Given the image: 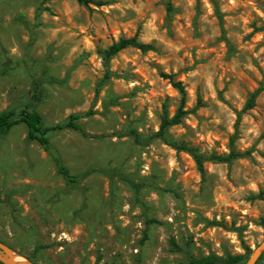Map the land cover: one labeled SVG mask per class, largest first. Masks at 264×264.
<instances>
[{
	"label": "rangeland",
	"instance_id": "rangeland-1",
	"mask_svg": "<svg viewBox=\"0 0 264 264\" xmlns=\"http://www.w3.org/2000/svg\"><path fill=\"white\" fill-rule=\"evenodd\" d=\"M96 1L106 4L0 0V113L10 107L18 113L32 108L46 125L67 123L72 115H79L78 122L89 134L104 135L84 138L69 129L49 134L52 150L73 174L91 168L104 171L88 175L72 188L58 174L52 153L28 139L24 124L0 138V242L31 264H186L189 258L210 254L245 255L246 246L254 250L264 241V184L257 182L264 173L252 170L261 167L254 152L264 159V151L257 147L264 142V69L260 67L264 54L258 59L252 52L264 47V40L251 51L241 45L264 33V16L258 14L264 13V0H238L250 7L229 12L221 10L227 0H216L218 10L207 0L212 10L207 20L212 23L201 19L208 11L204 0ZM125 3L145 7L139 13L118 7ZM245 12L251 13L246 27L252 31L247 34L243 21L230 24L227 19ZM153 16L157 34L163 33L173 45H184L175 56L182 57L185 66L171 71L175 60L168 58L173 53L159 39L146 43L153 44L154 51L128 48L105 65L99 50L121 38L137 36L143 42L141 37L150 32L144 25ZM213 29L217 36H212ZM149 53L167 59L169 71H163L165 65L155 59L145 60ZM233 60L239 68H233ZM249 60L256 73L243 68ZM201 65H215L222 85L217 88L213 80L215 99L235 115L228 151L220 150L221 139H212L211 148L208 139H201L211 117L197 114L216 107L211 97L204 99L203 81L196 89L195 106L179 125L168 129L169 140L207 157L227 156L233 144L237 152L247 153L228 163L207 162L204 176L189 152L159 139L139 146L129 134L134 129L147 139L158 132L163 118L173 108L176 114L181 106L182 94L173 82H180L186 91L190 85L178 77ZM156 76L179 97L153 95L165 87L150 82ZM35 81L40 87L37 98ZM232 86L244 100L239 108L238 101L233 103L235 97L224 99ZM256 91H260L256 105L242 113L237 131L238 113ZM187 103L186 92L185 108ZM190 116H197L196 128L187 122ZM245 116L259 127L260 135L249 136L250 147L241 151L239 141L251 127L243 123ZM177 127L184 132L173 131ZM220 131H225L223 126ZM240 161H247L249 167ZM246 172L256 191L247 188ZM241 188L245 193H240ZM259 264H264V256Z\"/></svg>",
	"mask_w": 264,
	"mask_h": 264
},
{
	"label": "trees",
	"instance_id": "trees-1",
	"mask_svg": "<svg viewBox=\"0 0 264 264\" xmlns=\"http://www.w3.org/2000/svg\"><path fill=\"white\" fill-rule=\"evenodd\" d=\"M80 5L85 7H90L91 5H95L97 7L104 6L106 3L102 1H96V0H76ZM197 2L201 0H196ZM213 5H215L216 9V0H209ZM173 10V7L171 4L168 6V11L171 12ZM261 31H264V27L261 29ZM128 48H135L140 50L141 52H150L155 50V46L153 44H146L141 42L137 36L131 37V38H121L119 41L113 43L109 48L105 50H99V54L101 55L104 64L108 65V63L117 56L120 52L128 49ZM173 82V81H172ZM174 87L182 94V102L181 106L178 109L177 113L170 119L168 115H166L163 118V121L161 123L160 129L158 132L150 136L149 138L145 139L138 131L131 130L130 136L133 138L135 144L139 146H147L154 140H162L167 145H170L171 147L177 149V150H183L189 152L192 157L195 160V163L197 165L198 171L202 176L205 175V164L207 162H223L228 163L235 159L242 158L247 153H239L235 150L234 144L231 146V152L229 155H212L210 157H207L203 154H200L196 149L185 145V144H177L169 140L168 138V129L172 126L179 125L181 123V120L185 117V115L188 113L185 111V100H186V91L183 85L179 83H174ZM34 98L38 97L39 93V83L38 81H35L34 85ZM260 91L254 92L249 100L247 101L244 109L238 113V119H237V131H238V125L241 120V115L243 112L251 110L256 105L257 97L259 96ZM80 119L79 115H72L70 120L67 123H61V124H55V125H46L44 118L42 115L32 108H25L22 109L19 113L17 110L13 107L8 108L7 110L0 113V138L3 136H6L11 132V130L19 125L24 124L28 129V139L31 141L38 142L46 151L52 153L53 160L56 165V169L58 174L63 178L68 188L76 187L79 182L86 178L88 175L97 173V172H104L102 169L97 168H91L82 175H75L71 172L70 168L67 167L64 162L62 161L61 157L58 153L52 150L51 142L49 134L56 131H62L65 129L73 130L75 132H78L83 136L84 138H90V139H99L103 138L104 135H91L89 134L85 128L78 122ZM234 141V138H233ZM249 154V153H248ZM135 188H138V185H134ZM262 226L264 227V220L262 221ZM175 247L177 246L176 243L173 242ZM253 250L251 247L246 246L245 247V255H228L225 258L220 257L215 254H210L208 256L201 257L199 259L197 258H189L187 260L186 264H241L245 260L249 259L252 255ZM264 254L260 257L257 264H259L260 260ZM2 264V263H0Z\"/></svg>",
	"mask_w": 264,
	"mask_h": 264
},
{
	"label": "clouds",
	"instance_id": "clouds-1",
	"mask_svg": "<svg viewBox=\"0 0 264 264\" xmlns=\"http://www.w3.org/2000/svg\"><path fill=\"white\" fill-rule=\"evenodd\" d=\"M118 7L121 8H134L138 13L140 12V9L145 7L144 5H132L131 3H125L122 5H118ZM204 7L208 10L207 14L203 17H201L202 20L212 23L214 21H208L207 17L208 15H211V6L207 3V0H204ZM240 7V8H249L250 5L247 3H240L238 2V0H227V3L224 5V7L221 9L224 12H229L232 11L233 9ZM252 10L255 11V7L251 6ZM259 15L264 16V13H258ZM230 24H238L240 21H243V24L245 25L244 27V34H247L249 32L252 31V29L246 27V25L250 22L251 20V13L250 12H245L242 13L240 16L236 17L235 19L228 17L227 18ZM131 25H129L130 27ZM102 27V25H101ZM146 30H150L149 34L145 37H141V40L145 43L150 42L152 39H159L162 40L163 42L167 43L168 48L171 50V52L173 53L172 56H170L168 59H174L175 60V65L171 68L172 72H177L179 71L181 68H183L184 65V60L182 57H177L175 56V53L179 52L180 49L182 47H184V45H180V46H176L173 45L170 41H165L164 35L163 33L157 34V29L155 27V16H153V18L151 20H149L145 25H144ZM179 31V28L177 29ZM219 33L217 30L213 29L212 32V36H217ZM181 36L184 35L183 32L180 33ZM231 35H236L237 40L241 39L239 34H235V33H231ZM260 40H264V33L262 34H258L253 38V41L248 43V44H244L241 45L242 48L247 49L248 51H251L252 48L255 47L256 42L260 41ZM221 47H223V45H221ZM261 54H264V47H261L259 49L258 52H252V55L257 57L258 59L261 57ZM184 56H189V54L187 52L184 53ZM198 58H199V54H198ZM148 59H155L157 60V62L159 64L165 65V67L163 68V71L168 72L169 71V67L167 64V59H163V58H157L155 56L154 53H149L147 57H145V60ZM189 63L191 64V58L189 56ZM232 66L233 68H239L240 65L233 60L232 62ZM260 67L262 69H264V60H260ZM244 69H249L251 70L253 73H256V68L253 67L251 60H249L246 64L243 65ZM145 71H147V69H145ZM152 75H155V69L152 70ZM257 75H259V73H257ZM178 79L180 80H184L186 82L187 85H190L189 87H186V92L188 94V103H187V107L185 108V111L187 112L188 109L193 108L195 106L196 103V89L198 84L203 81L205 83L206 86V94L204 96L205 100H208L209 97H211L212 102L215 104V111L211 110V109H201L198 112V116L200 117H211V119H209L207 121V123L205 124V129H206V134L204 136H201V139H208L209 140V147H214V144H212V139H221L222 144H221V151L227 152L228 148H227V137L229 134H231L233 132V123L235 122V115L232 112L231 109H229L225 104L220 103V101L215 99V90L213 89V80H216V87L217 88H222V85L220 84V77L216 76L215 73V65H201L199 67H197L194 71H189L186 74H182L178 77ZM157 81H159V77L156 76L154 80H151L150 82L152 83H156ZM161 84L165 85L164 88L158 90V91H154L153 95H164L165 93H167V95L172 96V97H179V93L174 91L170 86L167 85V81H159ZM232 97H235V101L233 103H235L236 101H238L239 103L236 104V107L239 108L243 105L244 100L242 99V95L241 93L238 91L236 86H232L230 88V90L228 92H224V99L225 101H229L231 100ZM175 114V109L173 108L171 110L170 116L169 118L171 119L172 116ZM187 122L191 123V126L193 128L197 127V116H190L187 119ZM243 123L247 124V125H251L250 128L247 129V131L244 132V139H241L239 141V145L241 146V151H243L244 149L250 147L252 140L248 139L249 136L255 138L257 136L260 135V131H259V127L255 124L252 123V120L245 116L243 118ZM223 126V128L225 129V131L221 132L220 131V127ZM173 131H176L178 133H183L184 132V128L182 127H177L174 128ZM258 149L261 151H264V142H261L259 145H257ZM253 156L255 158V160L259 161L261 167L260 168H254L253 167V171H256L258 173H264V159L261 158L260 155H258L257 153H253ZM240 163L242 165H244L245 167H249V164L247 161H240ZM245 179L248 180L247 183V188L251 189L252 191H256V183L253 182L251 179H249V173H245ZM257 182L264 184V175H259L257 177ZM246 189L245 188H241L240 189V193H245ZM233 195H236V193L234 192ZM239 199V197H237ZM240 203H243V201H240ZM247 207V205L245 206Z\"/></svg>",
	"mask_w": 264,
	"mask_h": 264
},
{
	"label": "water",
	"instance_id": "water-1",
	"mask_svg": "<svg viewBox=\"0 0 264 264\" xmlns=\"http://www.w3.org/2000/svg\"><path fill=\"white\" fill-rule=\"evenodd\" d=\"M264 254V241L258 245L250 256L247 264H256L260 257ZM0 263L2 264H31L26 261H17L15 254L7 248L4 243L0 242Z\"/></svg>",
	"mask_w": 264,
	"mask_h": 264
},
{
	"label": "bare ground",
	"instance_id": "bare-ground-1",
	"mask_svg": "<svg viewBox=\"0 0 264 264\" xmlns=\"http://www.w3.org/2000/svg\"><path fill=\"white\" fill-rule=\"evenodd\" d=\"M15 258H16L17 261H25V259L22 258V256L20 257V256L16 255Z\"/></svg>",
	"mask_w": 264,
	"mask_h": 264
}]
</instances>
